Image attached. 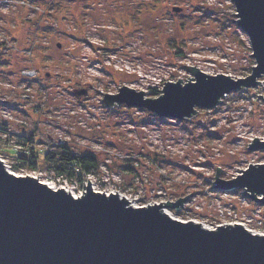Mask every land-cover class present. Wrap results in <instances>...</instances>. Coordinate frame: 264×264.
<instances>
[{
    "label": "rangeland",
    "instance_id": "obj_1",
    "mask_svg": "<svg viewBox=\"0 0 264 264\" xmlns=\"http://www.w3.org/2000/svg\"><path fill=\"white\" fill-rule=\"evenodd\" d=\"M25 1L33 8L0 7V33L15 45L0 51V80L11 85L1 91L7 97L0 103L11 119L0 111V128L21 143L23 136L31 138L25 143L39 155L34 171L42 173L40 182L55 175L42 165L50 141L51 151L62 146L99 162L79 178L53 180L56 189L78 196L89 180L93 191L117 192L132 206L192 193L167 213L208 229L245 218L243 225L260 226L253 213L264 212L263 206L238 189L220 192L211 185L216 167L221 179H231L249 164L264 163V151L247 148L254 137L264 139L263 85L231 92L216 108H197L182 121L101 101L122 85L157 97L153 88L191 77L185 65L234 79L249 75L255 62L232 0ZM31 66L35 81L20 74ZM199 113H205L203 121ZM1 151L9 171L34 177L32 170L14 167L8 148Z\"/></svg>",
    "mask_w": 264,
    "mask_h": 264
},
{
    "label": "water",
    "instance_id": "obj_2",
    "mask_svg": "<svg viewBox=\"0 0 264 264\" xmlns=\"http://www.w3.org/2000/svg\"><path fill=\"white\" fill-rule=\"evenodd\" d=\"M232 3L237 28L246 35L255 62L249 75L234 79L185 65L191 77L185 83L180 78L165 81L157 97L122 85L115 94L105 93L102 103L108 108L125 104L182 121L194 116L197 108H216L231 92L257 87L260 79L264 86V0ZM199 114L203 121L205 113ZM251 141L249 151H264V139ZM220 171L216 167L214 189L242 190L243 196L264 207L263 163L249 164L231 179H221ZM90 184L83 183L85 192L74 197L37 177L13 175L0 161V264H264V236L236 223L211 230L164 211L178 210L192 193L176 201L133 207L117 192L99 193Z\"/></svg>",
    "mask_w": 264,
    "mask_h": 264
},
{
    "label": "built area",
    "instance_id": "obj_3",
    "mask_svg": "<svg viewBox=\"0 0 264 264\" xmlns=\"http://www.w3.org/2000/svg\"><path fill=\"white\" fill-rule=\"evenodd\" d=\"M0 7H13V8H18V7H26V8H33L32 5H30L28 2H26L25 0H0ZM15 45L13 44L12 41H10L3 33H0V51L1 52H7L11 49H14ZM32 48L30 49H26V51L24 50L25 53H27L28 55H31L32 51H31ZM21 76L23 78H27V79H35L37 78V73L35 71V69L31 66V67H25L24 69L21 70L20 72ZM35 81V80H34ZM260 84L263 85V82L260 80ZM259 85V84H258ZM6 88V90L8 91L10 88H11V85L10 83H5V81H1L0 80V103L5 101L6 102V95H3L1 93V91L3 90V88ZM26 87H24L23 90H25ZM161 90V89H160ZM160 94H161V91H159ZM159 94V95H160ZM226 96V95H225ZM26 97V96H25ZM6 108V107H4ZM7 109V108H6ZM6 109H1V113L3 115V117H7V118H10L11 119V116L9 115L10 113L6 110ZM4 130V131H3ZM29 137V136H28ZM28 137H25L23 136L22 139H28ZM263 140V139H262ZM5 143L4 147H2V143ZM48 142V143H47ZM45 142V148L46 149L45 151H42L43 155H46V153L50 152L51 149H50V145H51V142L50 141H47ZM2 148H8L9 151H11L12 153H14L15 155H20V154H29L30 151H33V148H31V146L29 144H23V142H19L17 140H14L12 139V136H11V133L8 129H1L0 128V152ZM34 152H36L34 150ZM0 161L3 162L6 170L10 173L11 171H9V167L7 165V162H5V159L3 157H1V154H0ZM264 164V163H263ZM8 167V168H7ZM245 169V168H244ZM20 173H23L24 171V168H21L20 170ZM19 171H16V172H19ZM34 175L33 178H36L39 180L42 176V173L40 172H35L34 170L32 171ZM13 175L15 174L14 172H11ZM18 173V174H20ZM55 173V172H54ZM16 175V174H15ZM17 176H21V175H17ZM234 177V176H233ZM66 179H68L65 175L63 174H58V175H53V179H52V183L51 182H47V183H44L48 186H50L52 189H56V187L54 186V182L53 180L55 181H58V180H62V181H65ZM213 183V182H212ZM212 186V185H211ZM60 188H63L65 189L64 187H60ZM214 189V188H213ZM220 192H228V191H225V190H219ZM83 192H85V190H83ZM81 192L78 196H75L73 195L74 197H80L82 195ZM243 191L242 190H239V194L245 198L246 196H243V194H241ZM106 195H109V194H106ZM247 198V197H246ZM130 203V202H129ZM131 204V203H130ZM158 204V203H157ZM148 205H156V204H148ZM138 206V205H137ZM146 205H139L138 207H146ZM133 207H136L133 205ZM164 211L167 213V210L164 209ZM256 213H253V216L254 217H257V221L259 222L260 226L257 227V229H251L249 228L248 226H245L243 224L246 223L247 219H243V221H238V219H235V220H231L229 222H226L224 224H221V225H215V226H222V225H233V224H240L244 229H247L248 231H250L252 234H259V235H262L264 236V212H260V210L256 209L255 210ZM168 214V213H167ZM170 214H168L169 216ZM246 216V215H245ZM247 217V216H246ZM173 218V217H172ZM236 218V217H234ZM175 219V218H174ZM177 220V219H176ZM182 221V220H181ZM195 222V221H194ZM215 228V227H214ZM213 228V229H214ZM211 229V230H213Z\"/></svg>",
    "mask_w": 264,
    "mask_h": 264
},
{
    "label": "trees",
    "instance_id": "obj_4",
    "mask_svg": "<svg viewBox=\"0 0 264 264\" xmlns=\"http://www.w3.org/2000/svg\"><path fill=\"white\" fill-rule=\"evenodd\" d=\"M150 94L153 96H159L160 92L156 89H152ZM30 139H25L23 144ZM57 150L50 151L43 156V166L45 169H49L55 172L56 175L63 174L67 178H79L82 174H89L91 171L98 168L99 162L93 154H84L74 156L70 153L69 149L57 146ZM16 164L15 168H26L28 170L40 169L41 166L38 157L34 151H30L29 154L13 155Z\"/></svg>",
    "mask_w": 264,
    "mask_h": 264
},
{
    "label": "bare ground",
    "instance_id": "obj_5",
    "mask_svg": "<svg viewBox=\"0 0 264 264\" xmlns=\"http://www.w3.org/2000/svg\"><path fill=\"white\" fill-rule=\"evenodd\" d=\"M66 191V190H65ZM66 192H69L68 190L66 191ZM127 201H128V199H127ZM130 202V201H129Z\"/></svg>",
    "mask_w": 264,
    "mask_h": 264
}]
</instances>
